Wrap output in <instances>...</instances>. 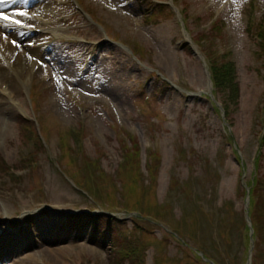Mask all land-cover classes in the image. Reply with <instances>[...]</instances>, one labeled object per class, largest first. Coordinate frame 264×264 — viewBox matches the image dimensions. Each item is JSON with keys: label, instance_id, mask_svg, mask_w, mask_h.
Listing matches in <instances>:
<instances>
[{"label": "rangeland", "instance_id": "obj_1", "mask_svg": "<svg viewBox=\"0 0 264 264\" xmlns=\"http://www.w3.org/2000/svg\"><path fill=\"white\" fill-rule=\"evenodd\" d=\"M10 4L11 13L1 9ZM157 5L168 11L148 17ZM0 13L9 17L0 27L22 31L13 50L27 59L19 76L0 53L8 67L0 70V264H248L241 190L264 155L255 36L264 0H2ZM225 52L240 87L228 119L209 70ZM20 115L34 121L31 138L19 131ZM128 133L141 147L145 183L146 153L160 155L156 199L169 212L160 218L128 208L122 191L112 204L96 202L74 182L89 157L123 190ZM258 173L264 178V158ZM187 178V186L173 180ZM135 220L152 233L135 230ZM136 238L138 255H121L116 246Z\"/></svg>", "mask_w": 264, "mask_h": 264}, {"label": "trees", "instance_id": "obj_2", "mask_svg": "<svg viewBox=\"0 0 264 264\" xmlns=\"http://www.w3.org/2000/svg\"><path fill=\"white\" fill-rule=\"evenodd\" d=\"M165 10L168 11V6L166 5H157L150 11H148V17H154L158 19L162 14H164ZM147 16V15H146ZM155 19V20H156ZM216 31H221V27L218 25L213 27ZM251 31V30H250ZM255 36L258 40L259 50L262 54H264V26L261 23L258 29L255 32ZM194 39V38H193ZM197 42L196 39H194ZM198 43V42H197ZM199 44V43H198ZM139 50L142 49L139 47ZM223 59H210L209 70L211 72V77L216 88V95H221L222 104L226 113V118L230 114L231 101L237 103L240 95V87L239 82L237 80V66L233 58L231 57L230 52H225L222 55ZM222 93V94H221ZM17 124L20 133L22 134L24 139H28L32 137V133L34 132V124L33 122L26 117L20 115L17 119ZM130 136L131 143L128 144L126 142L123 143V153L122 160L119 165L120 167V176L122 177V188L123 190H119L117 185L112 178L113 175L107 173L102 167L101 164L89 157L86 158L85 164V174H81L80 181H74L76 185L82 186L87 191L88 195H90L94 201H106L109 204H112L113 200L115 201L116 192H123L125 197V204L128 205V208L135 209L139 211V214L144 217V214H150L153 217L160 218L162 215L169 213L168 210L165 209L164 204L158 203L156 199V181L157 174L159 173L160 166V155L156 151L149 150L146 153V162L145 167L149 174V181L145 183L143 171L141 168L142 165V150L141 147L135 137L128 133ZM133 136V137H132ZM42 143L41 141H39ZM264 144V139L262 140V145ZM190 156H194L193 154H189ZM264 155L260 151V154L256 158V162L258 163L260 160H263ZM4 165V161L0 163V166ZM259 165L255 168L256 176L254 179L247 180L246 184L250 187L249 195H250V217L253 225V238H254V252L252 255V264H257V250L261 245V240L264 239V178L262 175L258 173ZM8 166V165H7ZM7 168L10 169L8 166ZM76 174V173H75ZM191 181L193 180V176L190 177ZM174 183H180L184 186L188 185L189 178L186 180L180 181L179 179H173ZM246 186H242L241 193H245L247 195ZM115 203V202H114ZM113 203V204H114ZM142 206V210L140 208ZM223 206V204H222ZM224 206L227 208H231L234 206L232 201H226ZM140 208V209H138ZM164 209L162 212L161 209ZM184 216L189 215L192 216L191 213H188L185 210ZM136 226L135 230H146V227L142 226L138 220H135ZM180 219L176 222V230L174 232L176 235H180L182 232H179L182 228V225H178ZM197 218L195 217L190 220L191 227L197 226L196 224ZM245 231V246L247 248L248 255V247L250 244V227L247 222L243 219L242 223ZM144 233L149 234L152 233L149 229H147ZM137 240V238L135 239ZM161 244L164 245L166 241L160 240ZM133 247H128L125 243L118 244L116 248L119 250L121 255L129 256V258H134L138 255L140 251V247H144L143 243L140 241L133 242ZM200 251L204 252L203 249ZM205 257H208L204 252ZM200 264H208L207 261L200 260ZM216 263H218L216 261Z\"/></svg>", "mask_w": 264, "mask_h": 264}, {"label": "bare ground", "instance_id": "obj_3", "mask_svg": "<svg viewBox=\"0 0 264 264\" xmlns=\"http://www.w3.org/2000/svg\"><path fill=\"white\" fill-rule=\"evenodd\" d=\"M9 6L11 7V4L7 5L5 7H2L1 9L7 10L11 13L12 11L7 9ZM0 15H2V14L0 13ZM1 20L2 19H0V21ZM17 28H15L13 26H9V25H6V26L2 25L0 27V53H1V55H5L7 57L9 56L8 57L9 59L14 60L15 64L18 66L15 73L20 76L25 72L24 66L27 63V61H26L27 59H26L24 53L15 54L14 50H13V49H15L14 48L15 45H14V40L12 38H14V36H16V35L20 36V34L22 32L19 28L18 29ZM9 30L13 32V33L11 32L12 37H9L6 35V32ZM3 68L8 69L5 61L2 62V60H0V70ZM34 257H36V255L30 256L31 259Z\"/></svg>", "mask_w": 264, "mask_h": 264}, {"label": "snow or ice", "instance_id": "obj_4", "mask_svg": "<svg viewBox=\"0 0 264 264\" xmlns=\"http://www.w3.org/2000/svg\"><path fill=\"white\" fill-rule=\"evenodd\" d=\"M0 2H2V0H0ZM0 19H5V20H7V19H9V17L4 16V15H0ZM16 22L18 23V21H16Z\"/></svg>", "mask_w": 264, "mask_h": 264}, {"label": "water", "instance_id": "obj_5", "mask_svg": "<svg viewBox=\"0 0 264 264\" xmlns=\"http://www.w3.org/2000/svg\"><path fill=\"white\" fill-rule=\"evenodd\" d=\"M246 209H248V204L246 205ZM250 217L247 216V219H249ZM251 251H252V248H251ZM249 264H250V261H249Z\"/></svg>", "mask_w": 264, "mask_h": 264}]
</instances>
